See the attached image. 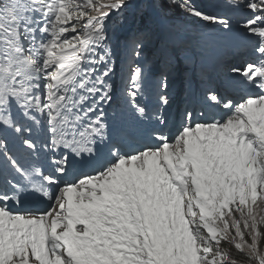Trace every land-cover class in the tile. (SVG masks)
<instances>
[{"label":"snow or ice","instance_id":"snow-or-ice-1","mask_svg":"<svg viewBox=\"0 0 264 264\" xmlns=\"http://www.w3.org/2000/svg\"><path fill=\"white\" fill-rule=\"evenodd\" d=\"M0 264H264V0H0Z\"/></svg>","mask_w":264,"mask_h":264}]
</instances>
